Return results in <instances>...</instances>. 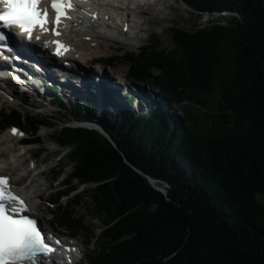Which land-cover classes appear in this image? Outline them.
<instances>
[{
    "label": "trees",
    "instance_id": "16d2710c",
    "mask_svg": "<svg viewBox=\"0 0 264 264\" xmlns=\"http://www.w3.org/2000/svg\"><path fill=\"white\" fill-rule=\"evenodd\" d=\"M184 2L229 17L173 27L171 52L152 39L125 55L130 82L158 91V106L139 117L108 100L105 133L65 125L54 134L73 165L52 197L56 224L92 237L76 211L86 203L104 223L91 264H264V0ZM82 109L96 111L93 101ZM51 124L0 112V130L23 128L29 145Z\"/></svg>",
    "mask_w": 264,
    "mask_h": 264
},
{
    "label": "rangeland",
    "instance_id": "374dc122",
    "mask_svg": "<svg viewBox=\"0 0 264 264\" xmlns=\"http://www.w3.org/2000/svg\"><path fill=\"white\" fill-rule=\"evenodd\" d=\"M171 2L172 7H169L161 12L155 11L148 14L147 17L160 21V23L151 24L148 22L149 25L147 24L143 26L144 28L150 27V31L145 33L144 40L136 42V45L126 46L125 44L117 42H110L111 44L109 45L108 41H104V44L106 43L105 47H108H106V49H100L98 53L92 56L89 53V48H79L81 51L80 53L93 58L92 63L87 65L85 69L89 71L91 70V82L94 86L97 87L101 82L100 79H102V77L104 78V76L108 78L112 84H114V81H112L110 77V71H107V69L104 68L98 60L109 56H116L118 57V60L115 63L116 67L114 69L119 72H125L126 74L130 65L124 58L125 55L140 52L141 48L152 39L159 40L162 48L165 50L169 52L173 51L175 49V40L172 32L173 27H176L177 25H181L184 26V28L189 29L194 28L197 25L206 27L211 22L214 23L218 20H224L225 17H229V15L227 16V13L216 15L214 17L208 14H200L188 7L184 0H171ZM74 38L76 37L72 36L69 39ZM77 39H79V37ZM84 41H86V39ZM89 43L90 42H87V44ZM128 83L130 82L128 81ZM12 85L23 91L25 94H28L29 97L31 96V98L35 101H41L42 99H46L47 101H45L44 105H42L44 107L41 106L39 108L38 105L33 106L28 103L25 104L19 100H10L9 97H7L9 94L0 92V94L6 96L5 99H0V112L4 110H8L9 112L17 111L22 113L24 117L37 116L38 118L46 119L47 121L52 122V124L49 127H44L39 130L38 136L41 141L40 146L32 145L23 147L18 144L20 138L27 136V133L23 130V128H20L19 134L16 136L12 134L11 128H7L2 131L0 130V140L4 142V146L1 145L0 147V168L3 170V173H6V168H8L11 163H19L21 156L24 158H30L28 165L23 167L21 171L18 172V175L10 176L11 178H23L27 176L28 171L32 170L33 174L31 177H26L22 184L14 185L15 190L19 191L21 195L28 198L32 213L42 221V224L46 229H54L63 235H69V233L59 227L56 224L57 222L54 220V212H57V207L52 206V197L57 192L65 190L62 182L64 179L60 177V174L65 173L68 175L71 172L73 165L66 153L67 151L59 147L53 137L54 134L58 133L61 127L65 125L76 126L81 124L86 126L89 124L88 121H85V118L87 117L86 111L83 109L78 111L76 109L78 102H81V104L86 102L91 94L89 95L88 93L83 97L80 96V98L79 96L74 95L67 98V96L62 93L59 94V92L55 91L49 92L45 89L25 87V85H21L16 82ZM139 87L143 92L149 94L154 92L153 95L158 97V91H153L151 85H142ZM98 89L102 90L100 87H98ZM123 89L124 88L120 89V93L118 94H114V92L111 93L115 95L114 97L118 99L121 105L128 108L132 112L133 108H129L124 102L123 92L125 91H123ZM57 99H60L65 105H67V107L63 108L59 102H55ZM49 100L53 101L52 105H47ZM139 108H141V106H139ZM174 108L181 110L180 106H175ZM54 111H57L58 114H52ZM144 111L145 114H148L149 109L147 110L144 108ZM100 117L102 118V115ZM97 129H100V127ZM28 151L30 153H28ZM41 172L45 173V175H41ZM160 184L164 183L161 182ZM156 185H158V183H156ZM37 192L41 193L38 198H36ZM80 192L84 194L85 187H82ZM75 194H77V192H74L72 196ZM70 197H68V199ZM68 203L67 198H62L58 205L67 206ZM87 205L88 203L80 208H77L76 211L78 216L84 217V226L91 230L92 237H90L88 233L83 230L73 237L65 238L70 242L77 243L79 249L82 250V264H91L93 254L99 247L101 239L104 237V223L101 220L96 219L90 212L87 211Z\"/></svg>",
    "mask_w": 264,
    "mask_h": 264
},
{
    "label": "bare ground",
    "instance_id": "6f19581e",
    "mask_svg": "<svg viewBox=\"0 0 264 264\" xmlns=\"http://www.w3.org/2000/svg\"><path fill=\"white\" fill-rule=\"evenodd\" d=\"M82 3V6H77L73 9L69 16V20L64 23L63 26L56 29V32L58 31L60 34H64L68 31V28H70L71 31L69 35L75 36L76 38L69 39L71 37L68 33H65L62 35V40L68 42L69 46L79 51V53L81 52L79 48H89L91 56L98 53L100 49H106V47H108H105L106 43L104 44V41H108L109 45L111 44L110 42H117L125 44L126 46L134 45L139 41L141 42L145 38L144 34L150 31V27L144 28L143 26L147 25L148 22L151 24L160 23V21L147 17L148 14L155 11L161 12L172 7L171 0H88ZM128 32H130L131 35H128ZM46 36V31H40L35 34V41L29 43V48H21V53L26 57L28 62L16 61L7 55L6 57H9V59L6 61L0 60V71L7 77H11L14 81H12L13 83L16 82L25 86L28 85L30 87L45 89L49 92L57 91L59 94L62 93L67 96V98L73 95L79 96L80 98V96L83 97L88 93L90 95L91 87L93 86L91 82L92 72L91 70L89 71L83 68L82 65L87 64V60L92 61L93 58L83 53H80L81 55L77 53L75 54L76 61L81 64L78 68L63 66L64 69H59L58 66L54 67L50 57L39 51V46H41V48L43 47V40H45ZM78 37L79 39H77ZM81 37L83 39L85 38L86 41L90 43L87 44V42L84 41L85 39L83 40ZM124 75L123 73L121 76L123 77ZM100 80L101 82L98 86L103 91L114 92V94L120 93L117 84H112L105 76ZM12 82L0 80V92L9 94L8 97L10 100H19L33 106L38 105L39 108L47 101L46 99H42L41 101L33 100L31 96L29 97L28 94H25L12 85ZM101 96L102 93H99L98 97ZM105 96L106 95L102 96L101 99L103 100ZM5 97V95L0 94V99H5ZM52 102L53 101L49 100L47 105H52ZM142 110L144 113V107H142ZM52 114H58V112L54 111ZM3 144L4 142L0 140V147ZM29 160L30 158L21 156L20 162L17 164L11 163L9 167L6 168V173L3 174L8 175V177L18 175V172L28 165ZM32 174V170H30L26 177H31ZM41 175H45V173L41 172ZM26 177H10V180L14 186L22 184ZM156 183L158 182L155 181L153 185L159 187ZM40 195L41 193L37 192L36 198ZM75 245L79 248L77 243H73V245L71 244L69 246ZM80 264L82 263L80 262Z\"/></svg>",
    "mask_w": 264,
    "mask_h": 264
},
{
    "label": "snow or ice",
    "instance_id": "6c2138e0",
    "mask_svg": "<svg viewBox=\"0 0 264 264\" xmlns=\"http://www.w3.org/2000/svg\"><path fill=\"white\" fill-rule=\"evenodd\" d=\"M0 2L3 5L0 9V24L6 29L18 27L28 39L32 38L33 29L37 25L45 28L48 23L47 10L39 7L41 0H0ZM52 7L57 14L55 22L59 25L61 17L67 16L65 8L72 7L71 0H52ZM56 34L60 33L57 31ZM7 39V34L0 31V43L6 42ZM56 43L58 47H64L59 41ZM7 184V179L0 177V264H17L19 261L38 264L37 257H47L56 249L50 240L45 239L48 234L42 233L36 219L14 212L17 204L25 211L26 206L22 199L8 190ZM55 243L59 244L60 241L57 240Z\"/></svg>",
    "mask_w": 264,
    "mask_h": 264
},
{
    "label": "water",
    "instance_id": "95a60500",
    "mask_svg": "<svg viewBox=\"0 0 264 264\" xmlns=\"http://www.w3.org/2000/svg\"><path fill=\"white\" fill-rule=\"evenodd\" d=\"M150 179V178H149ZM150 182H151V185H153V183L155 182V180H153V179H150ZM154 186V185H153ZM155 187V186H154ZM156 188H158V189H161V188H159V187H156ZM161 190H163L164 191V189H161ZM165 192V191H164Z\"/></svg>",
    "mask_w": 264,
    "mask_h": 264
}]
</instances>
